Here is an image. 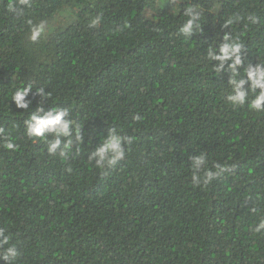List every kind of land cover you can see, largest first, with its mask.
<instances>
[{"label": "trees", "instance_id": "obj_1", "mask_svg": "<svg viewBox=\"0 0 264 264\" xmlns=\"http://www.w3.org/2000/svg\"><path fill=\"white\" fill-rule=\"evenodd\" d=\"M188 6L199 18L185 33ZM237 41L238 73L264 65V0H0V256L15 246V264H264V113L230 105L232 61L209 56ZM28 85L19 108L12 95ZM53 109L80 127L67 158L48 151L54 134H26ZM110 132L123 156L98 168L90 157ZM201 154L208 168L229 165L208 185L192 179Z\"/></svg>", "mask_w": 264, "mask_h": 264}, {"label": "clouds", "instance_id": "obj_2", "mask_svg": "<svg viewBox=\"0 0 264 264\" xmlns=\"http://www.w3.org/2000/svg\"><path fill=\"white\" fill-rule=\"evenodd\" d=\"M28 0H22V3H27ZM165 0H160V5L163 6ZM174 12H179L180 8L178 4L174 5ZM184 15L186 17H190L184 28L182 29L185 33H190L192 29L193 22L199 18L198 12L195 10L194 6H188ZM99 22V17H96L90 21L92 26L97 25ZM231 22V21H230ZM229 22V23H230ZM198 27V25H197ZM44 31V26L41 24L39 26H32L31 28V39L32 41H36L41 37ZM230 38L225 36V40L228 41ZM241 48V44L237 41L236 43L226 42L220 46L219 54H215L213 52L209 53L210 58L217 59L221 61V67L223 66V62L227 60H231V64L229 68L232 71L233 79L231 83L233 84V92L234 95H230L228 97V101L231 106H244L247 104V107L250 110H253L257 113H264V65H257L255 67L249 66L247 69L242 72H237V66L242 64L240 56L238 55ZM233 57H235L233 59ZM218 70V69H217ZM240 76L241 79L237 80L236 77ZM247 77V81L243 79V77ZM246 82H250V87L248 91L244 90V84ZM31 85L23 86L18 88L15 93L12 95V100L15 101L17 107L27 109L28 104L25 102V96L30 91ZM256 89H260L258 95H255V98H252L249 102V98L251 94H255ZM69 115V110L64 109H53L47 112L43 116L32 115L30 120L26 122L27 129L26 134L30 138H41L45 139L47 133H52L55 135V139L50 142L48 151L50 153L55 154L56 150L61 149V156L67 158V155L71 152L72 144H73V136H75L76 140H81L80 137V127L77 125L75 127L74 132L70 131L71 121L66 120L65 117ZM135 119H139L136 117ZM115 129L112 130L114 132ZM0 134H4V130L0 129ZM67 137V142L63 144L61 148V139L60 137ZM122 137L109 134L106 140L101 141L99 146L92 152L90 159H94L96 161V167H103L104 165H112L116 163L118 159L123 156V148H122ZM4 147L10 150H16V145L12 141H8L4 144ZM208 161L206 157L201 154L200 156L193 158V181L194 183H203L204 185L210 184L214 179L220 176L222 173L228 170L229 165L216 163L213 168H208ZM203 167V174L197 175L200 169ZM261 228H264V219H262L256 227V231L259 232ZM9 241V237L4 234L3 230H0V247L4 244H7ZM20 253L17 252L16 247L12 246L7 249L6 252L3 253L0 258L4 260H11L13 264L15 261L19 259Z\"/></svg>", "mask_w": 264, "mask_h": 264}]
</instances>
